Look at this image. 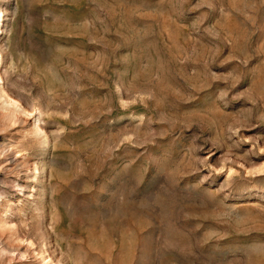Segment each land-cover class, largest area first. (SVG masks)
I'll list each match as a JSON object with an SVG mask.
<instances>
[{
	"label": "rangeland",
	"instance_id": "rangeland-1",
	"mask_svg": "<svg viewBox=\"0 0 264 264\" xmlns=\"http://www.w3.org/2000/svg\"><path fill=\"white\" fill-rule=\"evenodd\" d=\"M0 264H264V0H0Z\"/></svg>",
	"mask_w": 264,
	"mask_h": 264
}]
</instances>
